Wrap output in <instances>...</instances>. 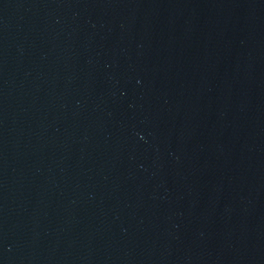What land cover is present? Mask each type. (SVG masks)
Instances as JSON below:
<instances>
[{"label":"water","instance_id":"1","mask_svg":"<svg viewBox=\"0 0 264 264\" xmlns=\"http://www.w3.org/2000/svg\"><path fill=\"white\" fill-rule=\"evenodd\" d=\"M0 264H264V0H0Z\"/></svg>","mask_w":264,"mask_h":264}]
</instances>
